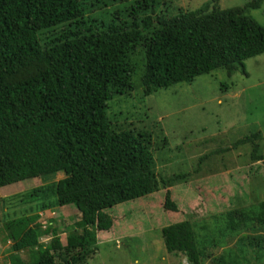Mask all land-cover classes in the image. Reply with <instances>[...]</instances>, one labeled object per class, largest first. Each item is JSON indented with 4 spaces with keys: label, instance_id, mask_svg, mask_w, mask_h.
Masks as SVG:
<instances>
[{
    "label": "trees",
    "instance_id": "16d2710c",
    "mask_svg": "<svg viewBox=\"0 0 264 264\" xmlns=\"http://www.w3.org/2000/svg\"><path fill=\"white\" fill-rule=\"evenodd\" d=\"M156 4L136 1L129 21L117 18L102 31L84 25L90 0H0V188L63 173L57 182L25 194L37 203L36 213L4 223L14 254L39 247L30 264H84L97 232L113 225L108 209L158 189L149 135L115 130L108 115L111 102L134 92V77L147 97L218 70L228 78L239 69L247 76L244 61L264 54V26L249 14L264 0L226 9L165 5L160 13ZM62 25L72 27L42 44L40 33ZM261 140V132L254 131L232 149L250 145L251 159L258 162ZM188 177L182 173L161 182L168 188ZM70 205L83 209L76 223L81 232L68 235L62 245L52 231L50 244L39 245V214ZM163 206L178 210L169 191ZM258 207L255 214L233 211L231 219L219 218L220 226L203 224L198 231L187 221L164 226L165 250L188 264L206 259L251 264L247 241L257 247L256 262L264 264V236L242 233L258 230L252 225L264 231V201ZM232 238L240 255L227 249ZM10 258L11 264H23L17 255Z\"/></svg>",
    "mask_w": 264,
    "mask_h": 264
},
{
    "label": "rangeland",
    "instance_id": "374dc122",
    "mask_svg": "<svg viewBox=\"0 0 264 264\" xmlns=\"http://www.w3.org/2000/svg\"><path fill=\"white\" fill-rule=\"evenodd\" d=\"M136 1L140 0H90L84 25L104 31L117 18L129 21V7ZM249 1L156 0L154 11L160 13L167 5L196 10L205 3L210 7L216 4L224 9L236 8ZM249 14L264 26V6ZM67 27L72 26L62 25L40 33L42 44ZM244 65L247 76L239 69L228 78L224 71L218 70L147 97H143L134 77V92L109 104L108 115L115 130L142 131L149 135L148 149L154 157L153 170L159 185L143 199L108 209L113 225L107 232H97L84 264H188L182 255L167 254L161 228L187 221L198 231L203 224L220 226L219 218L231 219L233 211L253 214L258 211L260 202L264 201V54L245 60ZM223 83L228 85L227 90H223ZM254 131L262 135L263 159L258 162L251 159L250 145L232 149L236 140ZM182 173L189 174L184 182L168 188L162 185L161 180ZM62 177L60 172L55 177H37L0 188V264H11L12 255H17L23 264L33 261L39 247L35 245L30 251L14 254L4 223L36 213L37 203L24 199L25 194ZM166 191L178 207L175 213L164 209ZM82 210L70 205L40 213L38 244L48 246L55 235L66 245L68 235L81 232L76 223L81 220ZM251 227L258 230L245 229L242 233L264 236L257 225ZM234 242L236 239L227 249L240 255ZM243 245L251 264H262L254 258L257 247H250L247 241ZM210 263L211 259L202 262Z\"/></svg>",
    "mask_w": 264,
    "mask_h": 264
}]
</instances>
